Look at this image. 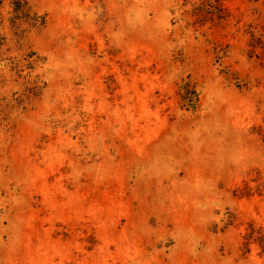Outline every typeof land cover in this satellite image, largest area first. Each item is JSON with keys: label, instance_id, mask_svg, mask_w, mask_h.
Returning <instances> with one entry per match:
<instances>
[{"label": "rangeland", "instance_id": "374dc122", "mask_svg": "<svg viewBox=\"0 0 264 264\" xmlns=\"http://www.w3.org/2000/svg\"><path fill=\"white\" fill-rule=\"evenodd\" d=\"M0 264H264V0H0Z\"/></svg>", "mask_w": 264, "mask_h": 264}]
</instances>
